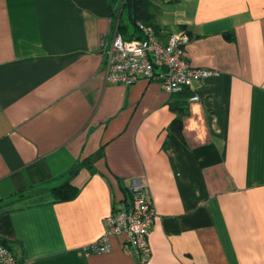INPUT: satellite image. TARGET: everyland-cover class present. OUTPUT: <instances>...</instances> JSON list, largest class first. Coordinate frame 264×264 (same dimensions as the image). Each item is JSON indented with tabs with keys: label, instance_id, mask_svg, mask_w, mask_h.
<instances>
[{
	"label": "crops",
	"instance_id": "crops-1",
	"mask_svg": "<svg viewBox=\"0 0 264 264\" xmlns=\"http://www.w3.org/2000/svg\"><path fill=\"white\" fill-rule=\"evenodd\" d=\"M153 1L160 40L187 33L186 59L218 75L109 83L123 0H0V241L17 264H139L125 235L87 252L133 185L155 210L147 264H264V0Z\"/></svg>",
	"mask_w": 264,
	"mask_h": 264
},
{
	"label": "built area",
	"instance_id": "built-area-1",
	"mask_svg": "<svg viewBox=\"0 0 264 264\" xmlns=\"http://www.w3.org/2000/svg\"><path fill=\"white\" fill-rule=\"evenodd\" d=\"M143 37L127 40L115 32L112 41L103 40L106 61V81L131 85L141 78L157 80L169 93L195 89L203 79L218 75V71L193 66L186 59L190 36L173 33L163 43L150 26L139 24ZM190 100H199L194 94ZM131 199L105 219L106 231L87 247L88 253L101 254L111 250L110 239L125 235V249L132 251L139 264H147L151 256L148 234L154 223L155 210L142 185L132 186ZM0 264H17L14 255L0 244Z\"/></svg>",
	"mask_w": 264,
	"mask_h": 264
},
{
	"label": "trees",
	"instance_id": "trees-1",
	"mask_svg": "<svg viewBox=\"0 0 264 264\" xmlns=\"http://www.w3.org/2000/svg\"><path fill=\"white\" fill-rule=\"evenodd\" d=\"M157 8L158 6L153 0H123V6L119 9L121 15L117 22L118 32L127 40L141 39L143 35L139 24L154 28ZM180 122V120H177L175 125L177 130ZM55 192L62 199L69 198L75 193L74 189L68 185L57 188ZM0 244L5 246L3 241H0Z\"/></svg>",
	"mask_w": 264,
	"mask_h": 264
},
{
	"label": "rangeland",
	"instance_id": "rangeland-1",
	"mask_svg": "<svg viewBox=\"0 0 264 264\" xmlns=\"http://www.w3.org/2000/svg\"><path fill=\"white\" fill-rule=\"evenodd\" d=\"M118 26V25H117Z\"/></svg>",
	"mask_w": 264,
	"mask_h": 264
}]
</instances>
